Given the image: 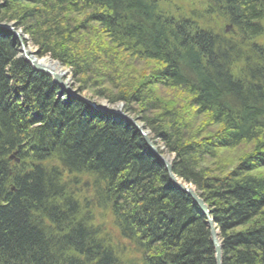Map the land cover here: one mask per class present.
<instances>
[{"label": "trees", "instance_id": "16d2710c", "mask_svg": "<svg viewBox=\"0 0 264 264\" xmlns=\"http://www.w3.org/2000/svg\"><path fill=\"white\" fill-rule=\"evenodd\" d=\"M191 1L0 0V23L172 155L209 206L222 264H264V0ZM19 47L0 27V264H216L204 214L134 125Z\"/></svg>", "mask_w": 264, "mask_h": 264}, {"label": "water", "instance_id": "95a60500", "mask_svg": "<svg viewBox=\"0 0 264 264\" xmlns=\"http://www.w3.org/2000/svg\"><path fill=\"white\" fill-rule=\"evenodd\" d=\"M0 27H3L7 30H10L16 39L18 40L20 44V50L23 53L22 57L28 61L31 66L36 69L37 71H41L43 73H46L50 75L54 81L58 84L61 85V87L67 91L70 95L77 96L78 98L82 99L89 105H91L94 109H98L100 111H107L109 113L118 115L119 117L125 119L127 122L130 124L134 125V127L137 129V131L140 133L142 136L143 140L145 141L146 145L148 148L163 162L165 165L167 174L169 176V179L180 189H182L185 193L190 195L194 202L199 206L200 210L204 214L206 218V223L210 229V235H211V240L213 243V248L215 252V263L216 264H222L223 263V248H222V240L220 237V232L219 229L214 222L212 216H211V211L209 209L208 204L202 199V197L199 195L197 189L189 182L185 181L184 179L180 178L177 176L173 169H172V162L167 161L164 157L163 154L160 153L158 146L154 143L152 140L151 136L149 135V131L140 123L138 120L134 117H132L130 114H128L126 111H124L122 108H114V107H109L106 104H98L97 102L90 100L88 98L83 97L78 91H73L68 86L66 83L62 80V76L58 74L54 69H50L49 67L45 66L44 64L38 62L36 57L31 54L28 50L25 49L24 44L22 43V37L21 34L18 30H16L11 24H4L0 23Z\"/></svg>", "mask_w": 264, "mask_h": 264}, {"label": "rangeland", "instance_id": "374dc122", "mask_svg": "<svg viewBox=\"0 0 264 264\" xmlns=\"http://www.w3.org/2000/svg\"><path fill=\"white\" fill-rule=\"evenodd\" d=\"M183 2L185 3V5L186 4H190L192 1L191 0H183ZM198 3V2H197ZM199 4V3H198ZM228 27H229V25H227ZM19 32H20V34H21V37H22V43L24 44V47H25V49L26 50H28V48L31 50V49H34L33 51L34 52H31L30 50H28L31 54H34L35 55V57H36V59L37 60H40L41 58H43V57H50V56H46V55H44V56H39L38 55V49H37V47L30 41V40H28V37L25 35V34H23V32L19 29L18 30ZM24 40H27L26 42H24ZM21 48L19 47V50H20ZM22 52H21V50H20V56H22ZM41 57V58H40ZM51 58V57H50ZM51 59H53V58H51ZM54 60V59H53ZM54 61H56V60H54ZM62 66V65H61ZM62 68L63 69H65V71H66V73L62 76V80L66 83V85L68 86V88H70L71 90H73V91H79L78 89H79V84L73 79V77L71 76V71H70V69L68 68V67H65V66H62ZM163 93V96H166V94H167V96H168V99H170L171 98V95L172 94H170V93H168V92H165V94H164V92H162ZM83 97H85V98H88V99H90V100H93V101H95V102H97L98 104L100 103V104H106V105H108L109 107H114V108H123V103H116V104H114V105H111L110 103H108L106 100H104V99H99V98H95V97H93L92 95H91V93H88V92H84V93H80ZM132 117H134V118H136L133 114L131 115ZM150 133V132H149ZM244 149H246V147H240V148H237V149H235V150H229V151H226L225 152V154L227 155V157L230 159V158H232V160H234L235 159V156H236V154L237 153H241ZM169 154V153H168ZM163 157H164V154H163ZM171 162V161H170ZM85 180V182H87V178H85L84 179ZM83 191H84V194L86 195V196H89V194H90V191H91V189H90V187H89V185H85V184H82V185H80L79 186ZM97 220L99 221V222H102L103 224H105L106 225V230L108 231V232H112L113 234H115V230H114V228H113V222H112V219H111V217L107 214V212H105V211H101V212H97Z\"/></svg>", "mask_w": 264, "mask_h": 264}, {"label": "bare ground", "instance_id": "6f19581e", "mask_svg": "<svg viewBox=\"0 0 264 264\" xmlns=\"http://www.w3.org/2000/svg\"><path fill=\"white\" fill-rule=\"evenodd\" d=\"M28 50H30V49L28 48ZM33 50L34 49H31L30 51L31 52H34ZM38 62L44 64L45 66L49 67L50 69L51 68L54 69L60 75H64L66 73L65 69H63L62 66L57 61H54L50 57H43L40 60H38ZM164 158L167 161H171L172 160V155L171 154H168V153H164Z\"/></svg>", "mask_w": 264, "mask_h": 264}]
</instances>
